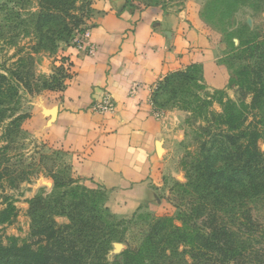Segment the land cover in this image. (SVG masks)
Returning a JSON list of instances; mask_svg holds the SVG:
<instances>
[{"label":"crops","instance_id":"1","mask_svg":"<svg viewBox=\"0 0 264 264\" xmlns=\"http://www.w3.org/2000/svg\"><path fill=\"white\" fill-rule=\"evenodd\" d=\"M92 7L95 52L73 41L62 46L56 63H70L66 86L30 96L24 127L60 153L80 184L100 189L114 216L129 218L146 206L161 212L159 189L171 179L173 134L155 111V94L171 73L189 67L202 71L210 87L228 81L198 0L173 10L137 8L129 0H96ZM106 94L114 110H93ZM43 185L53 187L52 178L41 174L34 188Z\"/></svg>","mask_w":264,"mask_h":264},{"label":"trees","instance_id":"2","mask_svg":"<svg viewBox=\"0 0 264 264\" xmlns=\"http://www.w3.org/2000/svg\"><path fill=\"white\" fill-rule=\"evenodd\" d=\"M77 2L38 0L40 12L35 22L41 43L37 48L55 51L56 36L63 32L71 35L82 25L79 10L85 5L91 7V2L83 0L79 6ZM28 59L30 65L22 59L12 68L0 71V126L4 125L6 137L29 116L20 114L21 88L30 95L41 89L63 90L70 77L59 67L61 77H43L41 81L33 56L28 55ZM196 70L189 67L171 73L164 83L168 88L188 79L189 73ZM245 73L249 75L250 71ZM212 116L209 127L214 124L216 128L207 133L208 138L195 154L200 158L194 167L200 173L186 184L190 206L180 219L182 225L173 217H164L142 226L139 241H128L126 235L132 221H116L104 205L100 189L74 185L78 180L62 181L52 171L54 186L61 193L53 198L36 195L29 200L28 238L5 232V226L12 224L18 214L13 197L4 196L5 206L0 210V264H204L206 260H213L212 264H240L246 257L242 252L245 242L221 219L246 201L264 196V152L259 146L264 134L257 124L248 122V115L231 100L224 104L222 113L212 112ZM6 156L0 152V183L6 181L10 188H18L27 180L26 173L10 169ZM239 216L241 225H256L249 211ZM58 217H66L68 222L60 224ZM116 242L126 243L127 248L123 262L111 263L108 254Z\"/></svg>","mask_w":264,"mask_h":264},{"label":"rangeland","instance_id":"3","mask_svg":"<svg viewBox=\"0 0 264 264\" xmlns=\"http://www.w3.org/2000/svg\"><path fill=\"white\" fill-rule=\"evenodd\" d=\"M95 1L90 0L91 7L85 5L79 10V15L83 18L82 25L71 35L63 32L56 36L57 47L50 52L37 48L41 43L35 22L40 12L38 0H0V71H4V67L12 68L14 63L22 59L24 64L30 65L28 55H32L36 74L41 81L43 77H61L59 67H63V74L69 73V62L66 66L56 63L60 49L89 28L90 19L94 15L92 4ZM187 1L189 0H129V3L137 8L161 6L173 10L181 8ZM198 1L201 4L200 17L207 29L211 48L228 82L221 89L210 87L204 80L202 71L196 70L189 73L188 79L177 81L168 88L163 83L157 91L154 97L155 111L165 120L173 134L171 179L159 189L160 197L164 199L161 212L146 206L129 218L115 216L116 221H132L126 235L131 242L141 239L140 231L144 228L142 226L158 219L173 217L178 224H183L180 219L189 212L190 206V194L187 192L190 189L186 184L190 178L193 179L200 173L194 167L200 158L195 154L201 142L208 138L207 133L215 131L216 128L214 124L213 128L209 127L208 122L213 119L212 112L222 113L224 104L231 100L239 111L248 115V122L257 124L264 134V0ZM82 4L83 0H78L77 5ZM245 71H250L249 75ZM247 78L252 81L247 80L248 85ZM48 91L50 90L41 89L30 95L21 88L20 114H31L30 96L42 95ZM26 119L8 137L3 136L4 125L0 126V152L7 154L9 168L26 173L27 179L13 189L6 181L0 183V210L5 206L4 196L13 197L18 216L12 224L5 226V232L9 236L23 239L29 237V200L36 195L53 198L61 193V189L55 186L50 188L43 185L34 188L40 175L52 178L50 174L55 171L62 181L77 180L60 153L47 150L44 143L38 142L24 127ZM259 146L264 152V137L260 139ZM52 181L55 185L53 178ZM76 184L80 183L75 182L74 185ZM96 201L99 199L96 198ZM101 204L100 201V207ZM245 211L252 214L255 226L240 224L242 220L239 215ZM221 220L245 242V252L244 249L242 252L246 257L242 258L240 264H264V196L246 201L244 205L224 215ZM57 221L63 224L68 219L58 217ZM117 243L120 245L115 247L113 244L108 254L111 263L123 262V252L127 244ZM212 262L213 260H206L204 264Z\"/></svg>","mask_w":264,"mask_h":264},{"label":"built area","instance_id":"4","mask_svg":"<svg viewBox=\"0 0 264 264\" xmlns=\"http://www.w3.org/2000/svg\"><path fill=\"white\" fill-rule=\"evenodd\" d=\"M90 38H91V29L90 27L86 29L85 32H83L79 36H75L73 39V42L75 44H78L79 46H87L88 49L90 50L91 53H94L96 50V47L90 43ZM67 63V62H66ZM64 63V66L68 65ZM93 110L97 112H108V111H113L114 110V102L112 98L106 94L103 99L100 102H97L93 105Z\"/></svg>","mask_w":264,"mask_h":264}]
</instances>
